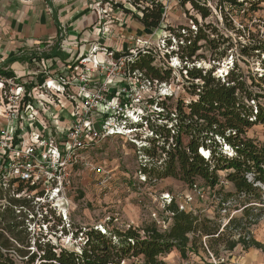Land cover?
<instances>
[{
	"label": "trees",
	"instance_id": "trees-1",
	"mask_svg": "<svg viewBox=\"0 0 264 264\" xmlns=\"http://www.w3.org/2000/svg\"><path fill=\"white\" fill-rule=\"evenodd\" d=\"M127 2L136 13L119 3L113 8L132 16L148 31L157 30L164 24L161 0ZM185 2L190 3L192 10L203 19L210 17V12L199 0ZM250 3L252 9L257 10L264 0H250ZM225 23L239 37L243 36L231 22L225 20ZM197 32L194 40L183 48L187 55L179 57L181 63H185L180 71L186 73L184 78L190 84L191 100L179 102L170 116L165 113L164 102L158 103L163 112L158 113L157 120L149 121L152 135L146 140L147 147L139 151L150 161L141 164L138 171L152 185L173 178L191 189L201 187L199 181L203 188H217L215 192H224L223 195L218 193L221 211L227 212L231 206L238 208V201L244 199L243 205L235 210L241 211V217L228 214L227 222L222 226L200 213L179 210L176 201L172 200L165 208L166 212L172 213L167 229L160 230L152 220L138 228H115L106 233L97 227L81 228L74 234L75 239H83L79 253L55 244L49 234L41 233L35 239V233L27 224L37 215L35 198L16 197L25 189L31 192L35 188L13 179L5 186L0 185V264H121L131 259L135 260L131 264H167L164 258L174 250L179 252L182 260L203 253L216 261L207 264H225L221 253H231L238 246L244 251L253 248L264 253V245L249 231L254 207H264V193L259 189V185L264 187V143L247 136L253 127H264V60L261 61L262 74L249 77L241 71L233 54L230 55L232 66L223 78L217 76L216 67L207 71L196 66L189 68V62L195 63L194 57L195 61L205 58L197 56L203 47H208L212 53L219 47L218 41L211 40L201 29ZM248 36L250 45L241 46L239 57L250 59L264 55V41L260 36L250 33ZM200 42L205 44L199 45ZM224 43H229L227 51L232 53L230 39H225ZM109 51L117 59H127L130 76L141 73L159 83H168L171 79V68L155 65L157 54L153 47ZM226 54L222 57L226 58ZM209 60L218 61L213 55ZM0 75L12 77L13 73L0 69ZM221 172L226 175L220 176ZM221 181L231 185L229 193L225 191L229 187L221 185ZM43 222H48L47 215L43 216Z\"/></svg>",
	"mask_w": 264,
	"mask_h": 264
},
{
	"label": "built area",
	"instance_id": "built-area-1",
	"mask_svg": "<svg viewBox=\"0 0 264 264\" xmlns=\"http://www.w3.org/2000/svg\"><path fill=\"white\" fill-rule=\"evenodd\" d=\"M169 1H162L164 18L171 6ZM236 1L233 4L227 0H199V3L210 12L209 18L220 23L227 20L242 31L244 30L242 19L248 16L255 21L253 18L255 10L252 9L250 0ZM114 4L115 0L101 3L111 8ZM263 5L264 3H261L260 8ZM102 12L104 15L106 12L104 8ZM101 31L103 39H106L108 27L101 26ZM64 36V33L60 35L62 38L60 45L63 49L66 48L65 44H62ZM95 53H102L104 58L101 60ZM78 57L75 63L68 65V69L74 66L72 68L76 72L111 70L108 78L113 86L109 87L104 83L106 86L97 90L92 87L95 83L90 80L67 81L55 78L51 70L54 63L43 57L35 59V75H32V72L25 76L0 75V185L5 186L10 180L16 179L34 187L35 190L28 192V189H25L16 197H34L37 214L43 209L47 212L50 208L59 216L62 213L63 222L67 221L68 216L65 213L68 204L66 192L71 188L77 166L96 169L97 174L101 176L102 185L108 184L111 180L102 165L97 166L90 160L89 151L105 141L118 137L127 138L136 145L138 152L141 148L147 147L146 140L152 135L149 121H155L157 113H162L158 105L162 99L155 98L157 93L155 89L165 85L147 79L141 73L130 76L127 73V59L115 58L113 52L104 49L98 42L88 54H78ZM232 62L231 57L226 62L227 69L232 66ZM225 74L226 71L217 76L223 78ZM148 98L150 101L154 100L155 105V110L150 115L135 105ZM140 157V165L150 161L142 154ZM137 179L140 184L148 185L150 188L157 184L147 183V177L139 171ZM220 184L225 187L229 185L225 181H221ZM216 189L207 187L208 194L215 193ZM192 191L201 196L205 194V192L202 194L200 187H195ZM160 196L163 212L159 217L156 213L151 216V220L160 230H165L170 225L172 213L166 212L165 208L172 200L176 201L179 210L192 212L190 208L192 194L184 195L181 201L168 192H163ZM35 226L40 228L38 224ZM96 227L102 233L112 230L103 225ZM129 227L131 226H127L126 229ZM42 228L48 229L46 223L42 224ZM82 241V238L73 240L76 252L80 253Z\"/></svg>",
	"mask_w": 264,
	"mask_h": 264
},
{
	"label": "rangeland",
	"instance_id": "rangeland-1",
	"mask_svg": "<svg viewBox=\"0 0 264 264\" xmlns=\"http://www.w3.org/2000/svg\"><path fill=\"white\" fill-rule=\"evenodd\" d=\"M107 1L108 0H104V3ZM115 2L125 5L126 8L134 13L137 12L133 6L128 4L127 0H115ZM169 3L171 6L166 18H164V24L157 30L148 31L144 29L142 32L133 34L130 32L132 30L131 22L122 20L119 16H116V13L121 14V16L124 13L111 8V6L105 7V4L103 8L106 12L102 19L103 23L101 24L102 27H108L109 33L106 38L107 41H115L118 43L117 45L121 46L127 43L129 47H139L141 45L144 47H153L157 54L155 65L162 69H172L170 81L165 83L163 87L158 86L155 89L157 92L155 98L159 100L161 97L162 101L159 100L158 103L164 102L166 114L170 116L171 113H174V109L179 102L184 101L185 103L191 100V95L188 92L190 84L184 78L186 73L180 71L185 63H181L179 57L187 55V50L183 48L190 44L189 41L194 40L198 33V29H201L211 40L215 39L218 41L217 44L219 47L213 53L208 47H203L197 52V56L202 55L205 58L195 61L196 58L194 57L192 61L195 63L189 62V68L196 66L207 71L212 67H216V74L220 75V73L226 71V62L231 59L230 55L233 54L234 60L237 61L238 66L246 77L262 74L261 61L264 60V55L250 59H242L239 55L242 45H250L248 41L249 36L247 35L248 31L251 35H259L261 38L260 40L264 41V5L261 6L260 9L255 10V16L253 17L255 21H252V17L248 16L242 19L244 30H242L243 36L239 37L240 35L234 33L225 22L220 23L218 20L212 18L203 19L196 11L192 10L191 4L188 2L186 3L185 0H170ZM124 16L132 20V16L126 14ZM112 28L117 29L118 32L115 38H113ZM168 29H171V31ZM221 37H223V39H221ZM227 38L230 39L233 45L232 53L231 51H227L229 43H224V40ZM107 41L102 44L104 49L117 51L119 47H121L116 45L113 48L110 46L109 42V44H107ZM203 44H205V42L199 43V45ZM90 51L91 49L89 52ZM225 52H227L226 55L228 56L223 58L222 55ZM95 54L101 58V60L104 58L102 53ZM98 54H101V56ZM212 55L218 60L217 62L214 63L209 60ZM78 58V52H71L70 54H65L63 57L64 61L49 60L50 63H54V66L51 68L52 76L59 79L63 78L67 81H72L73 79L90 80L95 83V86L92 87L97 90L104 86V83L109 87L113 86L109 82L110 78H108V74L111 70L76 72L73 70L72 67L74 66L72 65L71 69H68V65L70 66V64L75 63ZM166 98L167 100H165ZM153 101H150V98H148L135 105H138L144 113L150 115L155 110ZM130 103L132 104L131 101ZM262 103H264V100H262ZM159 109H161L160 112H163L161 106ZM250 131L251 136H249L251 139L259 143H264L263 126L258 125L256 128L253 127ZM89 156L90 160L93 161L95 165H102L111 180L113 179L112 181H115L113 188H116L115 190L117 192L115 193L114 190L110 194L108 189L101 187L96 188L95 186L99 184V181L97 182L96 180L97 176H95L97 175V170L89 166H77L75 169V176L72 179L71 188L66 192V196L68 197V204L65 210V213L68 215L67 221L63 222L62 213L60 214L61 216H59L57 212L50 208H48L47 212L43 209V211L35 215L33 221L27 223L33 233H35V239H38L41 233L49 234V238L55 244L67 250L76 251V246L73 244V240H75L74 234L81 228L89 229L99 225L109 227L110 229H126L127 226L138 228L144 223H149L153 213H156L159 217L163 212L160 200V195L163 192L170 193L171 196L175 197L178 201H181L184 195L192 194L193 201L190 204L192 211L200 213L202 216L215 219L216 223L222 226L227 222L228 214L232 217H241L242 215L241 211L235 210L243 205L244 199H240L239 201L237 199L238 208L231 206L227 212H223L221 211L219 195H223L224 192L208 194L207 188H203L202 182L200 181L198 185L201 186L200 189L202 190V194L205 192L202 196L193 193V189L173 178L159 181L154 188L148 186L143 189V185L139 183L135 176L140 167V154L136 145L125 137H118L101 143L99 146L95 147L94 150L89 151ZM225 175V172L220 173L222 177ZM259 187L264 193L263 185H259ZM231 190L232 188L229 187L225 191L229 193ZM254 208H256V210L249 220L252 224L249 226V231L258 242L264 245V211H262L264 207L255 206ZM233 212H235L234 215ZM44 215H47L48 219V222H46L48 226L47 230L42 228ZM36 224H38L40 228L35 226ZM61 227H64V230ZM78 239L79 237L76 238V240ZM221 258L224 260L225 264H264V253L262 251L253 248L244 251L241 246H238L231 253L223 251L221 253ZM134 261L135 260L131 259L127 261L126 264H131ZM164 261L167 264H207L216 262L214 259H209L203 255V253L199 256L190 255L189 260H182L177 250H174L165 257Z\"/></svg>",
	"mask_w": 264,
	"mask_h": 264
},
{
	"label": "crops",
	"instance_id": "crops-1",
	"mask_svg": "<svg viewBox=\"0 0 264 264\" xmlns=\"http://www.w3.org/2000/svg\"><path fill=\"white\" fill-rule=\"evenodd\" d=\"M102 1L104 0H0V69L18 76L31 72L35 75V59L39 60V57L64 61L65 54L78 52L82 55L88 53L97 42L104 44L107 40L102 37L100 25L104 17ZM116 14L122 20L131 22L130 32L133 34L144 30L135 18L129 20L125 18V14ZM62 33L65 34L62 42L66 46L64 49L60 45ZM112 33L115 38L117 29L112 28ZM108 42L113 48L118 44L115 41H107V44ZM135 48L137 47H129L126 43L117 51ZM250 132L247 134L249 138ZM95 176L99 181L96 188L108 189L110 194L116 189L113 188V179L102 185L101 176ZM135 176L137 179V174ZM146 187L148 185H143V189Z\"/></svg>",
	"mask_w": 264,
	"mask_h": 264
}]
</instances>
